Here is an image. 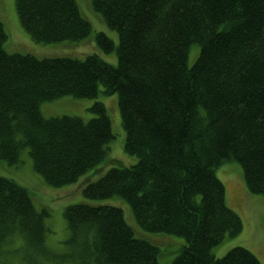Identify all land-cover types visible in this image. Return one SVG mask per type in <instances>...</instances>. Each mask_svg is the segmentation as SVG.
Listing matches in <instances>:
<instances>
[{
  "label": "trees",
  "instance_id": "16d2710c",
  "mask_svg": "<svg viewBox=\"0 0 264 264\" xmlns=\"http://www.w3.org/2000/svg\"><path fill=\"white\" fill-rule=\"evenodd\" d=\"M25 29L39 42L81 40L92 31L76 0H15ZM118 31V64L85 58L10 52L0 21V159L18 164L28 148L34 169L51 185L82 182L85 196L120 195L146 231L186 239L173 264H263L235 245L213 247L244 227L227 203L217 168L240 162L251 192L264 194V0H92ZM97 42L109 52L103 31ZM199 44L192 66L189 52ZM102 87V89H101ZM118 93L137 161L110 156L115 137L104 102L95 116L46 117L44 101L65 95ZM99 175L98 178L95 176ZM28 187L0 174V245L27 264H161L160 247L138 234L122 207L89 202L66 207L67 250L46 243L47 209Z\"/></svg>",
  "mask_w": 264,
  "mask_h": 264
},
{
  "label": "rangeland",
  "instance_id": "374dc122",
  "mask_svg": "<svg viewBox=\"0 0 264 264\" xmlns=\"http://www.w3.org/2000/svg\"><path fill=\"white\" fill-rule=\"evenodd\" d=\"M81 13L92 23L91 33L81 40H63L52 43L39 42L25 29L19 18L15 0H0V21L3 22L7 32L5 47L10 52H32L39 57L70 56L85 58L91 53H99L106 61L113 65L118 64V47L120 36L117 30L109 27L104 16L97 11L92 0H76ZM105 32L113 41L114 49L107 52L97 42L96 34ZM200 52L199 44L192 46L189 52L188 64L192 66ZM102 89V87H101ZM96 101L105 103L112 120L115 137L109 143L110 156L118 158L125 165L134 164L137 156L127 152L124 148L127 137L122 124L119 106V94H105L101 91L97 97H76L65 95L54 100L44 101L41 110L44 116H81L89 119L95 116L90 106ZM26 148L18 164H9L0 159V174L12 177L19 184L28 187L35 205L39 210L49 211L46 224L49 229L46 243L56 252L68 248L66 240L70 230L65 218V209L68 205L79 202L94 204H111L123 208L126 219L136 229L138 234L153 239L160 247L159 260L161 264H173L174 258L180 252L186 239L183 236L166 233L150 232L140 227L137 223L130 204L120 195L105 199H91L84 195L82 182L87 176H82L77 182L62 186L49 184L33 166V161ZM217 175L226 186L227 203L242 218L244 227L236 235H227L218 245L213 247L217 257L223 256L231 247L242 245L254 252L264 264V194L251 192L245 180L244 169L240 162L230 160L217 168ZM85 177V178H84ZM99 175L95 176L98 178ZM20 236L9 244L0 245V264H27L24 260L25 251L14 248L20 244Z\"/></svg>",
  "mask_w": 264,
  "mask_h": 264
}]
</instances>
